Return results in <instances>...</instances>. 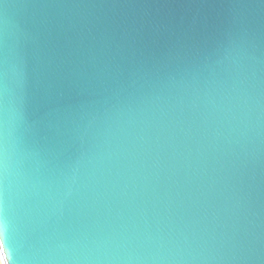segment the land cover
Here are the masks:
<instances>
[{"label":"water","instance_id":"95a60500","mask_svg":"<svg viewBox=\"0 0 264 264\" xmlns=\"http://www.w3.org/2000/svg\"><path fill=\"white\" fill-rule=\"evenodd\" d=\"M0 202L15 264H264V0H0Z\"/></svg>","mask_w":264,"mask_h":264},{"label":"snow or ice","instance_id":"6c2138e0","mask_svg":"<svg viewBox=\"0 0 264 264\" xmlns=\"http://www.w3.org/2000/svg\"><path fill=\"white\" fill-rule=\"evenodd\" d=\"M0 264H15V257L8 242L6 218L0 202Z\"/></svg>","mask_w":264,"mask_h":264}]
</instances>
